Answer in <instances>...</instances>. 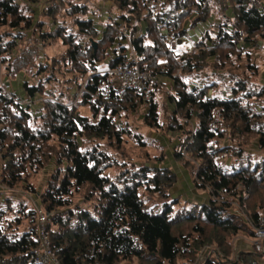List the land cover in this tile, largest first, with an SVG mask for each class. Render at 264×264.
Instances as JSON below:
<instances>
[{
    "label": "trees",
    "instance_id": "1",
    "mask_svg": "<svg viewBox=\"0 0 264 264\" xmlns=\"http://www.w3.org/2000/svg\"><path fill=\"white\" fill-rule=\"evenodd\" d=\"M102 1L116 15L107 13L101 20L87 0H0V264H39L34 253L40 244L38 208L51 214L45 228L59 264H196L205 246H215L223 256L210 252L200 264H225L234 253L232 238L255 237L264 208V85H253L259 71L250 53L259 39L264 40L263 0H152L156 7L148 16L142 12L150 0ZM29 4L43 7L41 17L37 19ZM212 21L214 36L205 31L193 52L175 57L166 36L183 38ZM118 26L128 27L140 69L154 74L165 69L164 79L172 89L162 81L152 86L144 123L161 128L162 95L171 130L175 124L183 127L177 124L178 115L186 122L197 120L175 157H183L185 151L199 161L196 187L223 195L221 202L210 200L173 217L168 204L162 215L147 212L138 188L146 186L168 199L166 191L176 177L168 169L142 167L112 181L103 174L115 162L99 150L103 140L120 147L123 137L130 136L115 118L135 112L142 105L140 98L126 90L121 98L112 95L93 103L91 95L104 80L99 75L91 76L85 93L68 104L64 92H46L45 83L77 86L102 69L111 51L115 56L108 68L122 62L119 54H126L127 43L117 39ZM161 59L166 61L160 63ZM210 60L214 71L207 76ZM190 75L194 80L184 81ZM20 77L22 97L5 88ZM219 77L232 83L230 93L217 95L212 88L217 82L207 84V78ZM35 99L39 110L33 111L30 104ZM84 107L92 119L81 116ZM245 136L256 138L262 162L222 164L219 156L235 152L240 158L247 152L242 148ZM133 138L142 145V137ZM50 165L54 168L44 182L46 189L39 193L31 178ZM19 191L39 197L40 206L16 201ZM75 195H83V204L73 201ZM234 202L245 204L248 222L236 214ZM232 264L264 261L257 253L241 252Z\"/></svg>",
    "mask_w": 264,
    "mask_h": 264
},
{
    "label": "rangeland",
    "instance_id": "2",
    "mask_svg": "<svg viewBox=\"0 0 264 264\" xmlns=\"http://www.w3.org/2000/svg\"><path fill=\"white\" fill-rule=\"evenodd\" d=\"M20 3V1H18ZM22 2V1H21ZM87 3H89L91 7V12H97L98 14H101L102 11V5H105V3L102 2V0H87ZM21 4V3H20ZM27 5V4H26ZM21 6V5H20ZM31 8L34 9L36 12V17L37 19L41 17V14L43 13L44 9L41 5H28ZM22 8V7H21ZM114 15L115 9L110 8L109 9V15ZM116 15V14H115ZM201 28L202 35L205 33V31L209 32L210 36H214V31H216V28L213 26V21L212 23L209 22V24H205V29L203 30L202 27L203 25H198ZM197 26V27H198ZM199 29H195L196 31ZM140 35V33H139ZM137 35V36H139ZM197 36V34H195ZM193 36V37H195ZM201 35L198 34V37L195 42H197V39ZM190 36H185L183 38L176 39L174 41L175 44V49L170 46V49L174 52L175 56H180L183 54H189L193 52L195 48V42L189 38ZM260 40V39H259ZM256 42V45L251 49L250 53L252 54V59L253 62L255 63L256 67H258L257 76L255 78L256 82L253 83V85H257L258 89H261V85H264V49H262V43H264V40H260L262 42ZM128 42L131 44V40L129 37ZM97 46V45H96ZM120 47V46H119ZM123 47V46H121ZM125 47L127 49L123 50L124 53H129L131 52L129 45L125 44ZM120 51V50H119ZM249 51V50H248ZM53 52H56L53 51ZM115 56V53L111 51L109 55L106 56V62H104L100 67H102L101 70L97 71L98 73H105L108 71V61L112 59ZM165 59H161L159 62L163 63L165 62ZM213 60H210L206 65L208 66L205 69L204 75L210 76L212 74L213 69ZM99 67V68H100ZM212 67V69H209ZM91 76V75H90ZM164 74L160 75L159 78V83H161V80L164 81ZM194 76L190 75L188 78L184 79V81H187L188 83H191L194 80ZM220 79H210L208 80L207 78V84L212 85L211 83H214L213 81L217 82V84H214V91L215 94L217 95H222L223 91L230 93V89L233 87L232 83L228 84L229 81L225 79L224 77H219ZM85 79V78H84ZM79 80L78 85H74L71 83L67 84H59L55 87L52 85L45 83V89L46 92L54 90L55 94H59L60 92L65 93V98H63V101L66 102L67 104L70 102H73L78 93H80L85 80ZM87 80V79H86ZM254 80V81H255ZM221 81V82H220ZM169 82V81H167ZM227 83V84H226ZM163 84V83H162ZM23 78L20 77L19 81L14 84L15 87H12L10 85H6L7 87L6 90L11 91L13 90L14 92L20 91L23 89ZM165 85V84H163ZM253 87V86H252ZM170 90L171 87L168 86ZM17 89V90H15ZM227 90V91H226ZM22 92V91H21ZM172 94V91L171 93ZM68 97V98H67ZM162 99L158 100L159 107H158V120L160 121V126L161 128L155 129V128H150L148 127L144 121H143V116L145 115L146 108L143 105H139L137 110L133 113H122L119 117L115 118L116 123L120 127H124V129H127L130 132V136H124L123 137V144L120 147H114L110 146L106 140H103L100 142V147L99 150L106 152L115 162V164L111 167L108 168L103 176L110 178L112 181H118L119 177L125 173V171H129L128 173L130 174H125L124 177H129L132 176V174L138 173V170L141 169L142 167L146 168H151V169H168L172 174L176 177V182L167 189L166 193H168L169 198L168 199H162V197H157L155 196L151 191L144 189L146 186L143 188L139 187L138 188V194L140 196L141 201L144 203L145 210L147 212H150L154 215H162L165 210L167 209L166 204L170 205V208H172V211L168 213L171 217L174 216V214H183L184 211H190L193 208L197 206H203L208 203L210 200H219L221 202V199L224 198L223 195L219 196H213L211 195L210 189H203V188H197L196 187V171L199 166V161L195 160L193 157L189 156L185 151H183V157L177 158L175 157V153L177 150L180 149V146H183L187 142V134L190 131H193L192 128V123H197L196 119H193V121H188L186 122L185 118L183 116L178 115L177 116V121L178 125L183 126L182 128L178 129L177 125L175 124L173 126V130H171L170 127V118L168 117V113L166 114L165 111V116L164 115V110L165 108L162 106L163 100H165V97L162 95ZM18 101V99H17ZM20 101V100H19ZM24 103V101H23ZM65 103V104H66ZM25 105L28 104L24 103ZM30 106L32 107L33 111L39 110V104L36 102V99L33 101V104L31 103ZM80 114L82 116L84 115H90V111L88 107H84L80 109ZM99 118L96 117L95 120ZM171 130V131H170ZM186 135V136H185ZM135 136H140L142 137V145L138 143L136 139L133 137ZM244 143V146H242L243 149H245L247 152L243 153V156L238 158L235 155V152L233 154L228 153L225 156L220 157L219 156V161L223 164L226 163L228 165L232 164H237L241 163V161L244 160H249L251 165H256L258 163L262 162V156L263 152L260 151L257 146L255 145V140L256 138L254 136H245L243 139H241ZM227 144H231L228 140H226ZM237 145V144H236ZM86 147V146H85ZM233 148L235 149V145L233 144ZM185 150V149H184ZM243 164V163H242ZM67 167V164L63 165V169L65 171ZM53 165H50L46 167L42 172L39 174L33 176L31 178V183L34 184V187L39 193H42L45 191L44 187V182L46 179H48L49 175L51 174L53 170ZM132 173V174H131ZM148 177H151L152 174H148ZM122 177L121 179H123ZM137 180V178H135ZM143 183H146V179L142 180ZM147 185V184H145ZM153 189V186H151ZM20 195L14 196L16 200H20V202L25 203L28 206H33V202H35L38 206H40L39 197H36L34 195H30L27 193H23L19 191ZM207 199L206 203H202L201 201L205 198ZM227 197V196H225ZM73 201L78 204H83L84 198L83 195H75L73 198ZM237 202H234L235 205V210L236 214L239 217H242L244 221L247 218V215L245 213V209L243 207H240L236 205ZM90 204H86V207H89ZM245 205V204H244ZM258 205L261 207L262 203L258 202ZM38 208V207H37ZM241 208V209H240ZM263 210V211H261ZM261 217H264V208L261 209ZM38 213H44L48 215L47 213L44 212L42 208H38ZM37 213V216H38ZM51 215V214H50ZM48 215V216H50ZM255 232V231H254ZM256 236V235H255ZM255 237H250L246 238L244 236H235L232 238L230 241V250L231 254L229 258H225V264H232L234 262L235 258H237V254L240 252H253L252 249V242H255ZM239 243H245L247 245V249H250L249 251H239L236 252L235 249ZM210 246H205L202 248V252L199 255L196 264L201 263V259L204 257V259L207 257V255L211 252L217 256L222 257L223 254H220V252L215 248V246H212V248H209ZM227 262V263H226ZM136 264V263H135Z\"/></svg>",
    "mask_w": 264,
    "mask_h": 264
},
{
    "label": "built area",
    "instance_id": "3",
    "mask_svg": "<svg viewBox=\"0 0 264 264\" xmlns=\"http://www.w3.org/2000/svg\"><path fill=\"white\" fill-rule=\"evenodd\" d=\"M155 7L156 3L154 1H148L145 9L142 12V15H150V13L154 11ZM160 27L161 31H165L166 25L164 23L160 24ZM116 34L118 40L125 41L127 45H129L131 52L126 53L125 55L119 54L120 57H124L123 61L120 62L114 68L108 69V71H106L105 73H91V76L99 75L104 77V80L97 86L96 92L91 95V101L95 103V101H98L100 99L107 100L112 95L121 98L123 93L128 90L132 92L133 95L138 96L141 100L142 105L146 108L151 102L150 94L152 91V86L157 85L159 83L160 75H165V69H162L161 74H154L151 72L142 71L139 67L133 47L128 42V27L118 26L116 29ZM166 37L169 46H174L173 48L175 49L174 40L169 36ZM91 76L89 75L84 79V85L79 93V96L85 93L87 81ZM177 76L178 72L176 73V75H174V77ZM236 205L245 209L244 204L239 205L237 203ZM47 220L48 215L40 212L38 213V236L40 244L38 248L34 251L35 257L39 264H59L50 249L45 228ZM245 220L246 222H248V219ZM255 235V242H252L253 252L259 254L261 259L264 261V217H261L258 226L255 228Z\"/></svg>",
    "mask_w": 264,
    "mask_h": 264
},
{
    "label": "crops",
    "instance_id": "4",
    "mask_svg": "<svg viewBox=\"0 0 264 264\" xmlns=\"http://www.w3.org/2000/svg\"><path fill=\"white\" fill-rule=\"evenodd\" d=\"M103 2V1H102ZM103 3H105V2H103ZM102 7V11H101V14L99 13V16L101 17V20H105L106 19V14L107 13H109V9L111 8V6H110V4H108V3H105V5H102L101 6ZM96 21H98V19L96 18ZM99 22V21H98ZM199 29V31L198 30H196V31H194L195 29ZM206 27H205V25H203V27H202V29L204 30ZM195 29H193V30H190L189 32H188V36H190L189 38L191 39V40H196V38L198 37V34L199 35H201L202 36V32L200 31L201 30V28L198 26H196V28ZM161 33H163V34H165V31H162ZM195 34H197V36H195ZM193 36H195V37H193ZM200 36V37H201ZM199 37V38H200ZM199 38L197 39V41L199 40ZM195 42V41H194ZM196 43V42H195ZM24 80V79H23ZM19 80H17L16 82H18ZM162 81V80H161ZM16 82L15 83H13V84H11V86L12 87H15L14 86V84H16ZM162 83L163 84H165L166 86H169V82H167V80L166 79H164V81H162ZM15 90H17V89H15ZM22 91V90H21ZM20 91V93L18 92V91H16V94H19L21 97H22V92ZM82 116V115H81ZM83 117H87V118H91V114L90 115H84ZM92 119V118H91ZM94 121V120H93ZM205 198V197H204ZM15 199V198H14ZM16 200V199H15ZM16 201H19V200H16ZM202 203H206L207 202V199L205 198V199H203L202 201H201ZM35 204V206L36 207H39L36 203H34ZM247 247V245H245V243H239L238 245H237V247H236V249H235V251L236 252H239V251H249L250 249H247L246 248ZM240 253V252H239Z\"/></svg>",
    "mask_w": 264,
    "mask_h": 264
},
{
    "label": "water",
    "instance_id": "5",
    "mask_svg": "<svg viewBox=\"0 0 264 264\" xmlns=\"http://www.w3.org/2000/svg\"><path fill=\"white\" fill-rule=\"evenodd\" d=\"M94 48L96 49V43H93Z\"/></svg>",
    "mask_w": 264,
    "mask_h": 264
},
{
    "label": "clouds",
    "instance_id": "6",
    "mask_svg": "<svg viewBox=\"0 0 264 264\" xmlns=\"http://www.w3.org/2000/svg\"><path fill=\"white\" fill-rule=\"evenodd\" d=\"M175 41V40H174ZM175 57H178V56H175Z\"/></svg>",
    "mask_w": 264,
    "mask_h": 264
}]
</instances>
